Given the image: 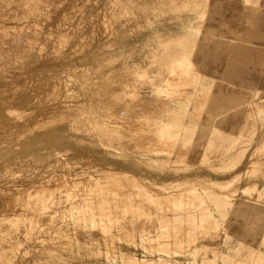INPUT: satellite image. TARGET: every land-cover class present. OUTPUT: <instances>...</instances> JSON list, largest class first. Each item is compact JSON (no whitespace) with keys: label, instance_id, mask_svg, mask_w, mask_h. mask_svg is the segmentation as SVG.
<instances>
[{"label":"rangeland","instance_id":"obj_1","mask_svg":"<svg viewBox=\"0 0 264 264\" xmlns=\"http://www.w3.org/2000/svg\"><path fill=\"white\" fill-rule=\"evenodd\" d=\"M53 1L0 0V264H203L204 238L222 229L215 214L245 217L239 199L264 195V99L253 94L234 114L263 134L226 123L195 134L189 116L215 82L198 63L206 0ZM226 98L223 115L235 109ZM258 231L235 234L222 264H264Z\"/></svg>","mask_w":264,"mask_h":264},{"label":"crops","instance_id":"obj_2","mask_svg":"<svg viewBox=\"0 0 264 264\" xmlns=\"http://www.w3.org/2000/svg\"><path fill=\"white\" fill-rule=\"evenodd\" d=\"M203 27L198 41V63L205 70L202 76L215 82L209 86L205 109L193 111L189 116L198 121L195 134H210L223 123L227 131L235 134H263L251 125L243 129L242 122H237L241 117L234 114H242L239 110L255 91L258 98L264 99V0H206ZM226 96L234 99L230 105L235 109L223 115L221 110L227 107ZM245 96L248 98L243 100ZM257 185L264 187V179ZM261 198L258 200L255 194L239 199L246 203L245 217L230 211L223 217L215 214L222 229L218 237L204 238L203 246L212 254H205L203 264H222L220 257L227 256L220 251L227 246L231 248L230 256L239 242L235 234L254 235L259 234L260 229L264 234V195ZM257 202L260 204L256 207L253 204Z\"/></svg>","mask_w":264,"mask_h":264},{"label":"bare ground","instance_id":"obj_3","mask_svg":"<svg viewBox=\"0 0 264 264\" xmlns=\"http://www.w3.org/2000/svg\"><path fill=\"white\" fill-rule=\"evenodd\" d=\"M38 1H39V0H38ZM51 1H52V0H51ZM54 1H55V0H54ZM54 1H53V2H54ZM66 1H67V0H66ZM70 1H71V0H70ZM84 1H85V0H84ZM92 1H93V0H92ZM138 1H139V0H138ZM166 1H167V0H166ZM168 1H169V0H168ZM248 1H249V0H248ZM23 2H24V1H23ZM32 2H33V0H32ZM47 2H48V1H47ZM68 2H69V1H68ZM86 2H87V0H86ZM106 2H107V1H106ZM43 3H44V2H43ZM50 3H51V2H50ZM114 3H115V2H114ZM116 3H117V2H116ZM165 3H166V2H165ZM168 3H169V2H168ZM21 4H22V2H21ZM38 4L40 5V3H38ZM54 4H55V3H54ZM104 4H105V3H104ZM245 4H246V3H245ZM22 5H23V4H22ZM27 5H28V4H27ZM46 5H47V4H46ZM75 5H76V3H75ZM90 5H91V4H90ZM106 5H107V4H106ZM19 6H20V5H19ZM19 6H18V7H19ZM67 6H68V5H67ZM93 6H94V5H93ZM117 6H118V5H116L115 8H116ZM1 7H2V6H1ZM24 7H25V5H24ZM69 7H70V6H69ZM90 7H91V6H90ZM119 7H120V6H119ZM19 8H21V7H19ZM44 8H45V6H44ZM55 8H56V7H55ZM109 8H110V7H109ZM126 8H127V7H126ZM33 9L35 10V8H33ZM46 9H49V8H46ZM75 9H77V8L75 7ZM89 9H90V8H89ZM116 9H117V8H116ZM22 10H23V9H22ZM27 10H28V9H27ZM31 10H32V9H31ZM34 10H33V11H34ZM71 10H73V9H71ZM24 11H26V10H24ZM29 11H30V10H29ZM29 11H28V12H29ZM44 11H45V10H44ZM44 11H43V12H44ZM68 11H70V10H68ZM83 11H84V10H83ZM88 11H89V10H88ZM106 11H108V10H106ZM119 11H120V10H119ZM119 11H118V12H119ZM157 11H158V10H157ZM28 12H27V14H28ZM31 12H32V11H31ZM35 12H36V11H35ZM41 12H42V10H41ZM49 12H50V10H49ZM56 12H57V11H56ZM56 12H55V13H56ZM76 12H78V11H76ZM81 12H82V11H81ZM108 12H109V15H110V11H108ZM11 13H12V11H11ZM15 13H16V12H15ZM32 13H33V12H32ZM65 13H66V12H65ZM65 13H64V14H65ZM95 13H96V12H95ZM102 13H104V12H102ZM12 14H13V13H12ZM34 14H35V13H34ZM40 14H41V13H40ZM64 14H62V15L64 16ZM72 14H73V13H72ZM116 14H117V13H116ZM18 15H19V14H18ZM24 15H25V14H24ZM32 15H33V14H32ZM41 15H42V14H41ZM47 15H48V14H47ZM47 15H45V16H47ZM68 15H69V14H68ZM76 15H77V13H76ZM102 15H103V14H102ZM12 16H14V14H13ZM37 16H38V15H37ZM39 16H40V15H39ZM42 16H43V15H42ZM52 16H53V15H52ZM55 16H57V14H55ZM74 16H75V15H74ZM111 16H112V15H111ZM154 16H155V15H154ZM157 16H158V15H157ZM9 17H10V16H9ZM18 17H19V16H18ZM29 17H30V16H29ZM31 17H32V16H31ZM60 17H61V16H60ZM64 17L67 18V14H66V16H64ZM64 17H63V18H64ZM77 17H78V16H77ZM6 18H7V17H6ZM13 18H14V17H13ZM22 18H24V17H22ZM33 18H34V17H33ZM37 18H38V17H37ZM48 18H49V17H48ZM57 18H58V17H57ZM69 18H70V17H69ZM69 18H67V19H69ZM93 18H94V17H93ZM100 18H101V17H100ZM107 18H108V17H107ZM8 19H9V18H8ZM17 19H18V18H17ZM27 19H28V18H27ZM35 19H36V18H35ZM46 19H47V18H46ZM50 19H51V18H50ZM64 19H65V18H64ZM83 19H84V18H83ZM103 19H104V18H103ZM108 19H109V18H108ZM9 20H10V19H9ZM53 20H54V19H53ZM53 20H52V21H53ZM59 20H60V19H59ZM74 20H75V19H74ZM76 20H77V19H76ZM79 20H80V19H79ZM11 21H12V20H11ZM39 21H40V20H39ZM49 21H50V20H49ZM66 21H67V20L65 19L64 22H66ZM90 21H91V20H90ZM109 21H110V19H109ZM3 22H4V21H3ZM20 22H21V21H20ZM31 22H32V21H31ZM43 22H44V20H43ZM45 22H46V21H45ZM77 22H78V21H77ZM7 23H8V22H7ZM24 23H25V21H24ZM24 23H22V24H24ZM46 23H47V22H46ZM49 23H50V22H49ZM66 23H67V22H66ZM90 23H91V22H90ZM93 23H94V22H93ZM101 23H102V22H101ZM104 23H105V22H104ZM125 23H126V22H125ZM247 23H248V22H247ZM20 24H21V23H20ZM34 24H35V23H34ZM34 24L32 23V25H34ZM40 24H41V23H40ZM44 24H45V23H44ZM51 24H52V23H51ZM68 24H69V21H68ZM70 24H71V23H70ZM12 25H13V24H12ZM28 25H29V24H28ZM42 25H43V24H42ZM63 25H64V24H63ZM90 25H91V24H90ZM1 26H2V25H1ZM5 26H6V25H5ZM15 26H16V24H15ZM20 26H21V25H20ZM39 26H40V25H39ZM101 26H102V25H101ZM103 26H105V25H103ZM145 26H146V25H145ZM251 26H252V25H251ZM7 27H8V25H7ZM30 27H31V26H30ZM36 27H37V26H36ZM49 27H51V25H50ZM58 27H59V26H58ZM58 27H57V28H58ZM66 27H68V26L66 25ZM74 27H75V26H74ZM4 28H5V27H4ZM23 28H24V27H23ZM27 28H28V27H27ZM34 28H35V26H34ZM54 28H55V27H54ZM54 28H53V29H54ZM82 28H83V27H82ZM82 28H81V29H82ZM93 28H94V27H93ZM2 29H3V28H2ZM2 29H1V30H2ZM24 29H25V28H24ZM29 29H30V28H29ZM35 29H36V28H35ZM39 29H40V28H39ZM46 29H48V28H46ZM50 29H51V28H50ZM55 29H56V28H55ZM58 29H59V28H58ZM84 29H85V28H84ZM103 29L105 30V28H103ZM36 30H37V29H36ZM41 30H42V29H41ZM71 30H72V29H71ZM88 30L90 31L91 29H88ZM107 30H109V29H107ZM4 31H5V30H4ZM7 31H8V29H7ZM12 31H13V30H12ZM14 31H15V30H14ZM16 31H17V30H16ZM18 31H19V30H18ZM25 31H26V30H25ZM46 31H47V30H46ZM50 31H51V30H50ZM60 31H61V30H60ZM67 31H68V30H67ZM130 31H131V30H130ZM9 32H10V31H9ZM62 32H63V31H62ZM83 32H84V31H83ZM95 32H96V31H95ZM95 32H94V33H95ZM106 32H107V31H106ZM13 33H14V32H12V34H13ZM28 33H29V32H28ZM79 33H80V32H79ZM92 33H93V32H92ZM94 33H93V34H94ZM19 34H20V32H19ZM30 34H31V33H30ZM42 34H43V33H42ZM53 34H54V32H53ZM16 35H18V34H16ZM27 35H28V34H27ZM34 35H36V34H34ZM40 35H41V34H40ZM62 35H63V34H62ZM77 35H78V34H77ZM97 35H99V34H97ZM5 36H6V35H5ZM8 36H9V35H8ZM14 36H15V35H14ZM90 36H91V35H90ZM17 37H18V36H17ZM40 37H41V36H40ZM42 37H43V36H42ZM49 37H50V36H49ZM51 37H52V36H51ZM62 37H64V36H62ZM85 37H87V36H85ZM98 37H99V36H98ZM109 37H110V36H109ZM0 38H1V37H0ZM5 38H8V39H9V37H7V36H6ZM10 38H11V37H10ZM12 38H13V37H12ZM88 38H89V37H88ZM3 39H4V38H3ZM17 39H18V38H17ZM31 39H32V38H31ZM31 39H30V40H31ZM58 39H59V38H58ZM84 39H85V38H84ZM1 40H2V39H1ZM9 40H10V39H9ZM9 40L5 39L6 42H8ZM22 40H23V39H22ZM45 40H46V39H45ZM59 40H61V39H59ZM70 40H71V39H70ZM81 40H82V38H81ZM95 40H96V39H95ZM97 40H98V39H97ZM2 41H3V40H2ZM16 41H17V40H16ZM34 41H37V40L34 39ZM34 41H33V42H34ZM51 41H52V40H51ZM10 42H11V41H9V44H10ZM22 42H23V41H22ZM25 42H26V41H25ZM45 42H46V41H45ZM56 42H57V41H56ZM60 42H61V41H60ZM0 43H1V42H0ZM13 43H14V41H13ZM27 43H28V42H27ZM31 43H32V42H31ZM36 43H37V42H36ZM53 43H54V42H53ZM190 43H191V42H190ZM14 44H15V43H14ZM23 44H24V42H23ZM23 44H21V46H22ZM44 44H45V43H44ZM30 45H31V44H30ZM63 45H64V44H63ZM66 45H67V44H66ZM9 46H10V45H9ZM11 46L13 47V45H11ZM11 46H10V47H11ZM25 46H26V45H25ZM31 46H32V45H31ZM41 46H42V45H41ZM45 46H46V45H45ZM52 46H53V44H52ZM56 46H57V45H56ZM78 46H79V45H78ZM2 47H3V46H2ZM4 47H5V46H4ZM4 47H3V48H4ZM14 47H16V46H14ZM22 47H23V46H22ZM33 47H34V46H33ZM35 47H36V46H35ZM23 48H24V47H23ZM31 48H32V47H31ZM59 48H60V47H59ZM11 49H12V48H11ZM13 49H14V48H13ZM16 49H17V48H16ZM20 49H21V47L19 48V51H20ZM27 49H29V48H27ZM35 49H36V48H35ZM42 49H43V48H42ZM0 50H2V49H0ZM9 50H10V49H9ZM14 50H15V49H14ZM22 50H24V49H22ZM22 50H21V52H22ZM25 50H26V49H25ZM50 50H51V49H50ZM184 50H185L184 47H182V50H181V53H180V54H181L180 59H182V63H181V65L185 64V66H186V65L189 64V61H188L187 53H185ZM2 51H3V50H2ZM6 51H7V50H6ZM16 51H17V50H16ZM33 51H34V50H33ZM35 51H36V50H35ZM4 52H5V51H4ZM17 52H18V51H17ZM28 52H29V51H28ZM127 52H128V51H127ZM0 53H1V52H0ZM6 53H7V52H6ZM29 53H30V52H29ZM31 53H32V52H31ZM35 53H36V52H35ZM49 53H50V52H49ZM54 53H55V52H54ZM132 53H133V52H132ZM7 54H8V53H7ZM21 54H22V53H21ZM10 55H11V53H10ZM31 55H33V54H31ZM1 56H2V55H1ZM1 56H0V57H1ZM13 56H14V53H13ZM17 56H18V55H17ZM73 56H74V55H73ZM75 56H76V55H75ZM4 57H5V56H4ZM10 57H11V56H10ZM37 57H38V55H37ZM102 57H103V56H102ZM1 58H2V57H1ZM19 58H20V57H19ZM32 58H33V57H32ZM32 58H31V59H32ZM38 58H39V57H38ZM10 59H11V58H10ZM22 59H24V58H22ZM25 59H26V58H25ZM25 59H24V60H25ZM111 59H112V58H111ZM116 59H117V58H116ZM7 60H9V59L7 58ZM19 60H20V59H19ZM26 60H27V59H26ZM109 60H110V59H109ZM0 61H1V60H0ZM9 62H11V61H9ZM12 62H13V61H12ZM14 62H15V61H14ZM21 62H22V61H21ZM6 65H7V62H6ZM66 66H67V65H66ZM85 66H86V65H85ZM13 67H14V66H13ZM172 67H173V66H172ZM61 68H62V67H61ZM79 68H80V67H79ZM178 68H179V67H178ZM64 69H65V68H64ZM175 69H176V68H175ZM66 70H67V69H66ZM66 70H65V71H66ZM176 70H177V69H176ZM63 71H64V70H63ZM86 71H87V70H86ZM194 71H195V69H194ZM170 72H172V71H170ZM176 73H177V72H176ZM178 73H179V71H178ZM171 74L175 75L173 72H172ZM180 74H181V71H180ZM199 74H200V73H199ZM64 75H65V74H64ZM183 75H185V74H183ZM186 75H187V74H186ZM66 76H67V75H66ZM176 76H177V75H176ZM169 77H170V76H169ZM177 77L179 78V75H178ZM170 78H172V76H171ZM178 78H177V79L174 78V79H176L177 82H178V81L180 80V79H178ZM198 78H199V77H198ZM167 79H168V78H167ZM167 79H166V81H167ZM174 79H173V80H174ZM182 79H183V78H182ZM173 80H172V81H173ZM166 81H164V82H165L166 84H169V83H167L168 81H167V82H166ZM174 81H175V80H174ZM175 82H176V81H175ZM177 82H176V83H177ZM1 84H2V83H1ZM112 84H113V83H112ZM114 84H115V83H114ZM172 84H173V83H172ZM180 84H181V83H180ZM174 85H175V84H174ZM176 85H177V84H176ZM176 85H175V86H176ZM178 86H179V85H178ZM54 87H55V85H54ZM63 89H64V87H63ZM254 90H255V89H254ZM65 91H66V89H65ZM257 92H258V91H257ZM255 93H256V91H255ZM255 93H254V94H255ZM256 95H257V94H256ZM71 103H72V102H71ZM101 105H103V104H101ZM91 106H92V105H91ZM96 107H97V106H96ZM101 108H102V107H101ZM87 109H88V108H87ZM76 110H77V109H76ZM89 110H90V109H89ZM82 111H83V110H82ZM80 112H81V111H80ZM90 112H91V111H90ZM92 112H93V110H92ZM64 113H65V112H64ZM100 113H101V112H100ZM92 114H93V113H92ZM77 116H78V115H77ZM70 117H71V116H70ZM68 118H69V117H68ZM150 136H151V135H150ZM141 138H142V137H141ZM143 139H144V138H143ZM145 139H146V138H145ZM150 140H151V138H150ZM142 141H143V140H142ZM262 145L264 146V142H263V140H262ZM219 156H220V155H219ZM32 158H33V157H32ZM41 159H42V158H41ZM42 161H43V160H42ZM41 163H42V162H41ZM35 164H36V163H35ZM233 164H234V163H233ZM25 165H26V164H25ZM229 165H230V164H229ZM231 165H232V164H231ZM255 165H256V164H255ZM33 166H34V165H33ZM21 167H24V166H21ZM106 171H107V170H106ZM80 172H81V171H80ZM108 172H109V171H108ZM112 172H115V171H112ZM118 172H119V171H118ZM259 172H260V171H259ZM60 174H61V173H60ZM109 174H110V173H109ZM122 174H126V173H122ZM250 174H251V173H250ZM8 175H9V174H8ZM8 175H7V176H8ZM127 175H128V174H127ZM235 175H236V174H235ZM252 175H254V174H252ZM9 176H10V175H9ZM250 176H251V175H250ZM126 177H128V176H126ZM257 177H258V176H257ZM43 178H44V177H43ZM65 178H66V175H65ZM70 178H71V177H70ZM88 178H89V177H88ZM124 178H125V175H124ZM129 178L131 179L132 176L130 177V175H129L128 179H129ZM58 179H59V178H58ZM73 179H74V178H73ZM78 179H80V178H78ZM102 179H103V178H102ZM117 179H118V178H117ZM130 179H129V180H130ZM235 179H236V177H235V178H232V181H230V182L228 181L229 183L225 184L224 187H229L231 184H233V182L235 181ZM120 180H121V179H120ZM120 180H119V181H120ZM131 180H136V178H135V179H131ZM67 181H68V180H67ZM69 181H70V180H69ZM74 181H75V180H74ZM80 181H81V180H80ZM103 181H104V180H103ZM119 181H118V182H119ZM123 181H125V180L123 179ZM207 181H208V180H207ZM37 182H38V181H37ZM39 182H40V181H39ZM76 182H77V180H76ZM93 182H94V181H93ZM99 182H100V181H99ZM101 182H102V181H101ZM105 182H106V181H105ZM127 182H128V180H127ZM132 182H133V181H132ZM134 182H135V181H134ZM213 182H214V181H213ZM47 183H48V182H47ZM51 183H52V182H51ZM61 183H62V182H61ZM67 183H68V182H67ZM115 183H116V182H115ZM115 183H114V184H115ZM122 183H123V182H122ZM122 183H121L120 185H122ZM129 183H131V182H129ZM129 183H128V184H129ZM41 184H42V183H41ZM53 184H54V183H53ZM63 184H64V183H63ZM65 184H66V183H65ZM80 184H81V183H80ZM92 184H94V183H92ZM114 184H113V185H114ZM135 184H136V183H135ZM218 184H220V183H218ZM35 185H36V184H35ZM75 185H76V184H75ZM81 185H82V184H81ZM85 185H86V184H85ZM96 185H97V184H96ZM107 185H109V183H108ZM126 185H127V184H126ZM126 185H125V186H126ZM132 185H133V184H132ZM139 185H141V184H139ZM139 185H138V186H139ZM10 186H11V185H10ZM27 186H28V185H27ZM36 186H37V185H36ZM40 186H41V185H40ZM97 186H98V185H97ZM105 186H106V185H105ZM116 186H117V185H116ZM118 186H119V185H118ZM125 186H123V187H125ZM138 186H137V187H138ZM34 187H35V186H34ZM43 187H44V186H43ZM48 187H49V186H48ZM48 187H47V188H48ZM50 187H51V186H50ZM52 187H54V185H53ZM63 187H64V186H63ZM63 187H62V188H63ZM93 187H94V185H93ZM95 187H96V186H95ZM100 187H101V186H100ZM103 187H104V186H103ZM127 187H128V185H127ZM130 187H131V186H130ZM4 188H5V187H4ZM6 188H7V187H6ZM47 188H45V189H47ZM67 188H68V187H67ZM96 188H97V187H96ZM98 188H99V187H98ZM125 188H126V187H125ZM142 188H143V186H142ZM249 188H251V187H250V186H249V187H245V186H244V187L242 188V190H243V191H247V190H249ZM2 189H3V188H2ZM19 189H20V188H19ZM57 189H58V188H57ZM92 189H93V188H92ZM92 189H91V191H92ZM111 189H112V188H111ZM119 189H120V188H119ZM123 189H124V188H123ZM9 190H10V189H9ZM13 190H14V189H13ZM13 190H12V191H13ZM22 190H23V189H22ZM49 190H50V189H49ZM61 190H62V189H61ZM71 190H72V189H71ZM89 190H90V189H89ZM93 190H94V189H93ZM96 190H97V189H96ZM96 190H95V191H96ZM124 190H125V189H124ZM142 190H144V189H142ZM63 191H64V190H63ZM67 191L69 192V190H67ZM101 191H103V190H101ZM109 191H110V190H109ZM133 191H134V190H133ZM140 191H141V189H140ZM145 191H147V190L145 189ZM194 191H195V190H194ZM6 192H8V191H6ZM13 192H14V191H13ZM13 192H11V193L14 195ZM16 192H17V189H16ZM16 192H15V195H16ZM24 192H26V191H24ZM28 192H29V191H28ZM41 192H42V191H41ZM46 192L51 193L50 191H46ZM106 192H107V190H106ZM113 192H114V191H113ZM117 192H118V191H117ZM125 192H126V191H125ZM127 192H128V191H127ZM130 192H131V191H130ZM148 192H149V191H148ZM210 192H212V190H211ZM19 193H20V192H19ZM22 193H23V192H22ZM22 193H21V194H22ZM43 193H44V192H43ZM43 193H42V194H43ZM64 193H65V192H64ZM120 193H121V192H120ZM178 193H179V194H178ZM178 193H177V196H178V195H181L180 192H178ZM212 193H213V192H212ZM5 194H6V193H5ZM8 194H9V193H8ZM17 194H18V192H17ZM21 194H20V195H21ZM45 194H46V193H45ZM53 194H54V193H53ZM53 194H52V195H53ZM90 194H92V193H90ZM97 194H98V193H97ZM116 194H117V193H116ZM128 194H129V192H128ZM128 194H127V195H128ZM137 194H138V193H137ZM140 194H141V193H140ZM6 195H7V194H6ZM39 195H40V194H39ZM62 195H63V194H62ZM98 195H100V194H98ZM112 195H113V194H112ZM155 195H156V194H155ZM190 195H191V194H190ZM190 195H187L186 198H187L188 196H190ZM195 195H196V194H195ZM197 195H198V194H197ZM199 195H200V194H199ZM9 196H10V194H9ZM9 196H8V197H9ZM34 196H35V195H34ZM41 196H42V195H41ZM46 196H47V195H46ZM89 196H90V195H89ZM89 196H88V197H89ZM96 196H97V195H96ZM109 196H110V194H109ZM124 196H125V195H124ZM124 196H122V197H124ZM143 196H144V195H143ZM149 196H151V195H149ZM175 196H176V195H175ZM177 196H176V198H177ZM184 196H185V195H184ZM184 196H183V194H182V198H183V199L185 198ZM24 197H25V195H24ZM63 197H64V196H63ZM103 197H104V196H103ZM105 197H106V196H105ZM117 197H118V196H117ZM117 197H116V198H117ZM153 197H154V196H153ZM192 197H193V196H192ZM1 198H2V197H1ZM9 198H10V200H11V197H9ZM40 198H41V197H39V199H40ZM42 198H43V197H42ZM44 198H45V197H44ZM100 198H101V197H100ZM109 198H110V197H109ZM130 198H131V197H130ZM133 198H134V196H133ZM179 198L182 199L181 197H179ZM241 198H242V197H241ZM12 199H13V198H12ZM16 199H17V198H16ZM85 199H86V198H85ZM106 199H107V198H106ZM154 199H155V197H154ZM161 199H162V198H161ZM161 199H160V200H161ZM164 199H165V198H164ZM188 199H189V197H188ZM252 199H253V198H252ZM10 200H8V201L10 202ZM31 200H32V199H31ZM33 200H34V199H33ZM37 200H38V198H37ZM37 200H36V201H37ZM110 200H111V199H110ZM124 200H125V199H124ZM184 200H186V199H184ZM193 200H194V199H193ZM193 200H192V201H193ZM261 200H262V199H261ZM11 201H12V200H11ZM36 201H34V202H36ZM49 201H50V200H49ZM81 201H82V200H81ZM81 201H80V202H81ZM84 201H86V200H84ZM106 201H107V200H106ZM114 201H116V200H114ZM143 201H145V200H143ZM162 201H163L164 203L167 202V201H164V200H162ZM5 202H6V201H5ZM9 202H8V203H9ZM20 202H22V201L20 200ZM30 202H31V201H30ZM37 202H39V201H37ZM41 202H42V201H41ZM98 202H99V201H98ZM152 202L154 203V201H152ZM22 203H23V202H22ZM26 203H27V202H26ZM78 203H79V202H78ZM90 203H91V202H90ZM113 203H114V202H113ZM116 203H117V202H116ZM121 203H123V201H122ZM170 203H171V202H170ZM259 203H260V202H259ZM65 204H66V203H65ZM85 204H86V203H85ZM91 204H92V203H91ZM97 204L99 205L100 203H97ZM119 204H120V203H119ZM142 204H143V203H142ZM155 204H156V203H155ZM162 204H163V203H162ZM166 204H168V203H166ZM10 205H11V204H10ZM13 205H14V204H13ZM73 205H74V204H73ZM88 205L90 206V204H88ZM101 205H102V204H101ZM109 205H110V203H109ZM113 205H114V204H113ZM113 205H112V206H113ZM159 205H160V204H159ZM168 205H169V204H168ZM14 206H16V205H14ZM21 206H22V205H21ZM39 206H40V205H39ZM96 206H97V205H96ZM112 206H111V207H112ZM117 206H118V205H117ZM129 206H130V205H129ZM28 207H29V206H28ZM54 207H55V206H54ZM75 207H76V205H75ZM108 207H109V206H108ZM123 207H124V206H123ZM151 207H152V206H151ZM161 207H162V206H161ZM31 208H33V207H31ZM63 208L65 209L64 206L62 207V209H63ZM70 208H71V207H70ZM80 208H81V206H80ZM92 208H93V207H92ZM95 208H96V207H95ZM104 208H105V207H104ZM131 208H132V207H131ZM140 208H141V207H140ZM19 209H20V208H19ZM48 209H49V208H48ZM83 209H84V208H83ZM102 209H103V208H102ZM102 209H101V210H102ZM109 209H111V208H109ZM115 209H116V208H115ZM117 209H118V208H117ZM121 209H122V208H121ZM124 209H125V208H124ZM175 209H176V208H175ZM37 210H38V209H37ZM49 210H50V209H49ZM66 210H67V209H66ZM71 210H73V209H71ZM74 210H75V209H74ZM88 210H89V209H88ZM92 210H93V209H92ZM99 210H100V208H99ZM113 210H114V209H113ZM128 210H129V209H128ZM18 211H19V210H18ZM31 211H32V210H31ZM117 211H118V210H117ZM119 211H120V210H119ZM61 212H62V211H61ZM67 212H68V211H67ZM82 212H83V211H82ZM96 212H97V210H96ZM98 212H99V211H98ZM106 212H107V211H106ZM51 213H52V212H51ZM62 213H63V212H62ZM78 213H79V212H78ZM116 213H117V212H116ZM116 213H114V214H116ZM191 213H192V212H191ZM22 214H23V213H22ZM22 214H21V215H22ZM36 214H37V213H36ZM36 214H35V215H36ZM81 214H82V213H81ZM110 214H111V212H110ZM23 215H24V214H23ZM54 215H55V214H54ZM60 215H61V214H60ZM66 215H67V214H66ZM76 215H78V214H76ZM95 215H98V214L95 213ZM86 216H87V215H86ZM109 216H110V215H109ZM109 216H108V217H109ZM167 216H168V215H167ZM74 217H75V216H74ZM78 217H79V216H78ZM81 217H82V216H81ZM106 217H107V216H106ZM10 218H11V217H10ZM29 218H30V217H29ZM99 218H100V217H99ZM22 219H23V218H22ZM22 219H21V220H22ZM45 219H46V218H45ZM60 219H61V217H60ZM89 219H90V218H89ZM8 220H9V219H8ZM13 220H14V219H13ZM40 220H41V219H40ZM78 220H79V219H78ZM106 220H107V219H106ZM106 220H105L104 222H106ZM110 220H111V219H110ZM194 220H195V219H194ZM196 220H197V219H196ZM16 221H17V220H16ZM108 222H109V220H108ZM196 222H198V221H196ZM200 222H201V221H200ZM10 223H11V222H10ZM20 223H21V222H20ZM198 223H199V222H198ZM213 223H214V222H213ZM184 224H185V223H184ZM184 224H183V225H184ZM194 224H195V223H194ZM196 224H197V223H196ZM207 224H208V223H207ZM3 225H4V224H3ZM7 225H8V224H7ZM23 225H24V224H23ZM95 225H96V224H95ZM111 225H112V224H111ZM4 226H5V225H4ZM93 226H94V225H93ZM11 227H12V226H11ZM106 227H107V226H106ZM180 227H181V225H180ZM2 228H3V226H2ZM5 228H6V227H5ZM17 228H18V227H17ZM19 228H20V227H19ZM40 228H41V227H40ZM54 228H55V227H54ZM184 228H185V227H184ZM190 228H191V227H190ZM197 228H198V227H197ZM20 229H21V228H20ZM49 229H50V228H49ZM1 230H2V229H1ZM6 230H7V229H6ZM33 230H34V229H33ZM179 230H180V229H179ZM191 230H192V229H191ZM2 231H3V230H2ZM79 231H80V230H79ZM85 231H86V230H85ZM111 231H113V230H111ZM180 231H181V230H180ZM185 231H186V230H185ZM192 231H193V230H192ZM197 231H198V230H197ZM4 232H5V231H4ZM27 232H28V231H27ZM182 232H183V231H182ZM10 233H11V232H10ZM30 233H31V232H30ZM43 233H44V232H43ZM68 233H69V232H68ZM73 233H75V232H73ZM77 233H78V232L76 231V234H77ZM86 233H87V232H86ZM190 233H191V232H190ZM198 233H199V232H198ZM70 234H71V233H70ZM76 234H75V235H76ZM94 234H95V233H94ZM8 235H9V234H8ZM16 235H17V234H16ZM19 235H20V234H19ZM163 235H164V234H163ZM177 235H178V234H177ZM190 235H191V234H190ZM81 236H82V235H81ZM84 236H85V235H84ZM86 236H87V235H86ZM86 236L84 237L85 239H87ZM96 236H97V235H96ZM174 236H175V234H174ZM180 236H181V235H180ZM188 236H189V235H188ZM29 237H30V236H29ZM82 237H83V236H82ZM175 237H176V236H175ZM3 238H4V237H3ZM14 238H15V237H14ZM21 238H22V237H21ZM93 238H94V237H93ZM184 238H185V237H184ZM4 239H5V238H4ZM159 239H160V238H159ZM161 239H162V238H161ZM165 239H168V238H165ZM181 239H182V238H181ZM1 240H2V239H1ZM6 240H7V239H6ZM54 240H55V239H54ZM91 240H92V239H91ZM157 240H158V239H157ZM168 240H169V239H168ZM176 240H177V238H176ZM189 240H190V239H189ZM86 241H87V240H86ZM152 241H153V240H152ZM181 241H182V240H181ZM191 241H192V240H191ZM29 242H30V241H29ZM149 242H150V241H149ZM163 242H164V241H163ZM173 242H175V241L173 240ZM179 242H180V241H179ZM156 243H157V242H156ZM188 243H189V242H188ZM34 244H35V242H34ZM42 244H43V243H42ZM161 244H162V242H161ZM165 244H166V243H165ZM168 244H169V243H168ZM155 245H156V244H155ZM159 245H160V244H159ZM159 245H158V246H159ZM189 245H190V243H189ZM162 246H163V245H162ZM170 246H171V245H170ZM13 247H14V246H13ZM29 247H30V246H29ZM63 247H64V246H63ZM178 247H179V246H178ZM193 247H194V246H193ZM193 247H192V248H193ZM30 248H31V247H30ZM35 248H36V247H35ZM152 248H153V247H152ZM157 248H158V247H157ZM196 248H197V247H196ZM6 249H7V248H6ZM25 249H26V248H25ZM66 249H67V248H66ZM2 250H3V249H1V251H2ZM29 250H30V249H29ZM55 250H56V249H55ZM67 250H68V249H67ZM70 250H71V249H70ZM10 251H11V250H10ZM17 251H18V250H17ZM19 251H20V250H19ZM25 251H26V250H25ZM52 251H53V250H52ZM180 251H181V250H180ZM56 252H57V251H56ZM8 253H9V252H8ZM105 253H106V252H105ZM261 253H262V252H261ZM13 256H14V255H13ZM23 256H24V255H23ZM258 256H260V255L257 254V257H258ZM3 257H4V256H3ZM9 257H10V256H9ZM14 257H15V256H14ZM16 257H17V256H16ZM262 257H263V255H262ZM26 259H27V258H26ZM9 260H10V259H9ZM11 260H12V259H11ZM37 260H38V259H37ZM127 260H128V259H127ZM1 261H3V260H1ZM13 261H14V260H13ZM39 261H40V260H39ZM137 261H138V260H137ZM21 262H22V261H21ZM21 262H20V263H21ZM165 262H167V261H165ZM35 263H36V262H35ZM135 263H136V262H135ZM138 263H139V262H138ZM154 263H155V262H154ZM178 263H180V262H178ZM131 264H132V263H131ZM187 264H188V263H187ZM189 264H190V263H189ZM258 264H263V263H261V261H259Z\"/></svg>","mask_w":264,"mask_h":264}]
</instances>
